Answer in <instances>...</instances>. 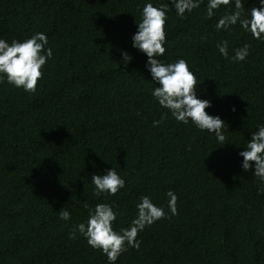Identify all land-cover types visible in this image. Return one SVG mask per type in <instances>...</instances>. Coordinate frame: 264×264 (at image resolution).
<instances>
[{"label":"trees","instance_id":"16d2710c","mask_svg":"<svg viewBox=\"0 0 264 264\" xmlns=\"http://www.w3.org/2000/svg\"><path fill=\"white\" fill-rule=\"evenodd\" d=\"M143 3L0 0V37L43 31L53 48L35 93L0 84V264H108L79 233L69 238L72 224L87 219L83 200L113 202L119 229L141 195L167 211L169 189L178 195L177 215L146 227L140 249L128 248L116 264H264V184L241 169L238 155L249 129L264 123V42L239 26L217 31L224 9L208 19L206 0L184 18L170 9L163 58L188 60L198 97L212 101L206 111L225 120L233 143L218 146L170 116L154 128L165 110L151 97L147 57L130 40ZM224 39L230 53L249 43L248 58H223L215 45ZM118 48L134 56L127 67ZM113 166L126 185L104 200L91 175ZM63 207L67 222L58 219Z\"/></svg>","mask_w":264,"mask_h":264},{"label":"clouds","instance_id":"9594fccd","mask_svg":"<svg viewBox=\"0 0 264 264\" xmlns=\"http://www.w3.org/2000/svg\"><path fill=\"white\" fill-rule=\"evenodd\" d=\"M201 2L167 0L160 3L159 0H144L139 19L134 14L137 27L130 37L131 47L147 57L144 68L150 74L151 79L148 80L155 84L150 89L151 97L159 108L165 110L159 119L152 121V127L160 126L170 116L178 123L191 124L200 132L213 135L218 146H222L233 143L226 142L224 128L227 123L220 115L206 111L212 106V101L198 97L200 83L188 60L182 56L171 61L163 58L168 43L166 24L169 10L174 9L177 17L184 18L186 13L198 9ZM222 8L223 14L215 22L217 31H228L239 26L253 40L264 42V0H254L250 7H245L242 0H206V18L212 19ZM215 47L223 58L232 63L243 62L250 55V44L247 42L233 47L231 53L226 39L217 42ZM117 51L120 67H127L134 59L133 54L125 48H118ZM52 59L53 48L49 46V37L43 31H34L10 41L0 37V84L6 83L25 93H35L38 81L43 78V69ZM231 110L235 112L236 107L233 106ZM249 131L243 150L238 152L242 157L240 167L264 184V123L257 124L255 130ZM90 183L94 194L106 200L123 189L126 180L113 166L101 174L93 173ZM165 196L167 211L163 205L154 203L151 196L141 195L135 205V216L126 227L119 229L114 227L117 212L113 202H98L92 207L87 200H83L82 206L88 211L87 219L72 224L69 238H75L79 233L89 247L98 249L106 256L108 264H116L118 257L128 248L140 249L142 241L138 239V234L146 227L169 218V214L177 215L178 195L169 189ZM58 219L65 222L71 219L67 207L58 211Z\"/></svg>","mask_w":264,"mask_h":264}]
</instances>
